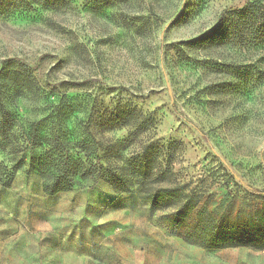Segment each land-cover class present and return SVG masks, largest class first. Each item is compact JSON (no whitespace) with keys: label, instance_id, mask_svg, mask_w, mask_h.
Returning a JSON list of instances; mask_svg holds the SVG:
<instances>
[{"label":"rangeland","instance_id":"374dc122","mask_svg":"<svg viewBox=\"0 0 264 264\" xmlns=\"http://www.w3.org/2000/svg\"><path fill=\"white\" fill-rule=\"evenodd\" d=\"M245 2L0 0V92L15 122L0 134V264H264V46L185 44ZM122 111L133 121L112 129L104 118ZM41 119L50 139L104 142L88 160L127 177L129 159L137 174L171 168L198 206L178 217L140 184L94 178L47 194L24 148ZM211 219L259 240L211 248Z\"/></svg>","mask_w":264,"mask_h":264},{"label":"trees","instance_id":"16d2710c","mask_svg":"<svg viewBox=\"0 0 264 264\" xmlns=\"http://www.w3.org/2000/svg\"><path fill=\"white\" fill-rule=\"evenodd\" d=\"M229 12L228 17L223 22L217 25L213 30H208L202 36L192 39L185 44L194 42L207 41L209 39H226L233 38L241 43L254 42L264 46V0H246L244 5H237L233 8L226 9ZM3 95L0 92V134L5 137V140L11 139L12 131L15 126L13 118L3 103ZM132 114L128 111L118 113L114 118H104L112 127H121L130 125ZM45 121L43 119L34 122L26 135L25 149L32 151L33 169L43 179L44 191L49 195L69 191L77 184L78 179L85 180L86 178H94L95 183L105 179L115 190L129 192L132 190L133 184L142 186L141 192L151 201L152 208H175L178 217H184L191 213L198 206L200 198L193 196L186 190V185L177 183L175 179L169 176L172 173L171 168H164L158 174L153 175L148 170L147 165H140L141 171L139 174L137 166L140 164L136 160L129 159V164L133 165L134 172L131 177H127L119 167H105L100 163V156L96 155V162L88 160L95 152L93 145H104V142L97 139L91 140L88 136L77 137L75 143L71 146V142L59 136H49L43 134ZM119 141V140H117ZM94 142V143H93ZM93 144V145H92ZM106 149L114 150L115 145L109 144ZM102 149V148H101ZM97 147V151L101 150ZM37 151L36 155H33ZM117 153V152H116ZM118 155H116L117 157ZM25 155L21 156L7 171L8 186L12 182L16 170L24 166ZM154 182L157 185H153ZM4 184H7L4 182ZM264 193V191L262 192ZM205 207L202 208L204 210ZM211 227L212 233L209 235V247L225 248L228 246H254L258 242V237L248 235V233H237L230 225H226L220 220L216 221Z\"/></svg>","mask_w":264,"mask_h":264}]
</instances>
